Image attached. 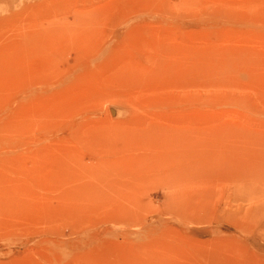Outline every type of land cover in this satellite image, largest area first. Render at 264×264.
<instances>
[{"label":"rangeland","instance_id":"obj_1","mask_svg":"<svg viewBox=\"0 0 264 264\" xmlns=\"http://www.w3.org/2000/svg\"><path fill=\"white\" fill-rule=\"evenodd\" d=\"M0 264H264V0H0Z\"/></svg>","mask_w":264,"mask_h":264}]
</instances>
